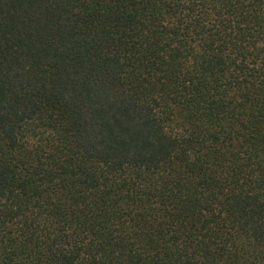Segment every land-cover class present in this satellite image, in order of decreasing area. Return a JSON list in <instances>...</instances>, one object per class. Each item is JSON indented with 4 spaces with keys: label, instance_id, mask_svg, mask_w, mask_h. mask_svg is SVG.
Segmentation results:
<instances>
[{
    "label": "trees",
    "instance_id": "1",
    "mask_svg": "<svg viewBox=\"0 0 264 264\" xmlns=\"http://www.w3.org/2000/svg\"><path fill=\"white\" fill-rule=\"evenodd\" d=\"M0 264H264V0H0Z\"/></svg>",
    "mask_w": 264,
    "mask_h": 264
}]
</instances>
